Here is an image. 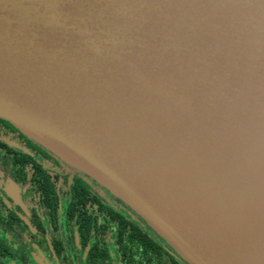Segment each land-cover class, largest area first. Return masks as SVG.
<instances>
[{
    "label": "water",
    "instance_id": "water-1",
    "mask_svg": "<svg viewBox=\"0 0 264 264\" xmlns=\"http://www.w3.org/2000/svg\"><path fill=\"white\" fill-rule=\"evenodd\" d=\"M0 117L189 264H264V0H0Z\"/></svg>",
    "mask_w": 264,
    "mask_h": 264
},
{
    "label": "flooded vegetation",
    "instance_id": "flooded-vegetation-1",
    "mask_svg": "<svg viewBox=\"0 0 264 264\" xmlns=\"http://www.w3.org/2000/svg\"><path fill=\"white\" fill-rule=\"evenodd\" d=\"M173 260L189 264L100 182L0 117V264Z\"/></svg>",
    "mask_w": 264,
    "mask_h": 264
},
{
    "label": "trees",
    "instance_id": "trees-1",
    "mask_svg": "<svg viewBox=\"0 0 264 264\" xmlns=\"http://www.w3.org/2000/svg\"><path fill=\"white\" fill-rule=\"evenodd\" d=\"M85 232H87V230H86ZM151 248H152V247H150L148 244H144V246L142 245V249L144 250L145 254H148V253H149V250H150ZM159 248H160V247H158V246L156 245V252H157V250H160ZM126 252H127V251H126ZM173 263H174V264H178V263H176L175 260H173ZM179 264H180V263H179Z\"/></svg>",
    "mask_w": 264,
    "mask_h": 264
}]
</instances>
